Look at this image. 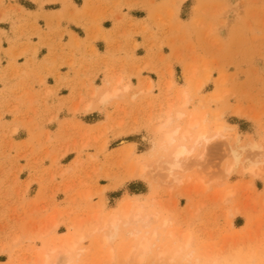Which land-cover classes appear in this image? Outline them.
Here are the masks:
<instances>
[{"label":"rangeland","instance_id":"374dc122","mask_svg":"<svg viewBox=\"0 0 264 264\" xmlns=\"http://www.w3.org/2000/svg\"><path fill=\"white\" fill-rule=\"evenodd\" d=\"M176 111L180 133L189 120L224 127L174 171L180 184L155 132ZM250 143L264 144V0H0V264H134L128 231L126 244L98 241L112 214L138 207L150 233L163 227L153 259L189 237L201 264H264Z\"/></svg>","mask_w":264,"mask_h":264},{"label":"clouds","instance_id":"9594fccd","mask_svg":"<svg viewBox=\"0 0 264 264\" xmlns=\"http://www.w3.org/2000/svg\"><path fill=\"white\" fill-rule=\"evenodd\" d=\"M127 87H132L130 79ZM133 100H135V97H133ZM203 123L206 124L207 120L205 119ZM172 128L173 125L170 122H165L160 126L159 132L163 134V137L160 140V151L164 156L171 153L172 158L177 162L175 167L180 171H183V166L179 162L201 154L203 146L211 139L205 131H198L200 128V122L190 125L182 135L180 134L179 129L172 130ZM235 139L238 140V136ZM249 147L253 151L264 152V144L254 143ZM239 165V158L235 153H233V159L225 168L226 176L230 177L234 172H236ZM262 170H264V160L258 159L249 163V166L245 169L244 174L257 176ZM173 179H175L177 184H180L183 178L182 176H174ZM232 195H234V193L229 191L226 192L225 197L228 198ZM150 230V224L142 223L141 225H138L136 231L131 233L133 245L131 247L130 254L135 255L138 264H147L148 258L152 255L153 244L149 238ZM113 240L126 243L123 238L118 236L108 238V242ZM44 264H47V258L45 259ZM169 264H201V262L195 251L191 249V245H187L185 248L177 249L173 253L169 260ZM213 264H216V262H213ZM243 264H260V261L250 257L248 260L244 261Z\"/></svg>","mask_w":264,"mask_h":264},{"label":"bare ground","instance_id":"6f19581e","mask_svg":"<svg viewBox=\"0 0 264 264\" xmlns=\"http://www.w3.org/2000/svg\"><path fill=\"white\" fill-rule=\"evenodd\" d=\"M115 85V84H114ZM118 87V86H117ZM116 86H111V87H108V88H106L104 91H103V93L101 94V96H100V101H104L105 99H107L108 100V98H111V97H113L117 92H118V88H117ZM148 90V89H147ZM102 91V90H101ZM121 91V90H120ZM181 102V101H180ZM173 106V105H172ZM173 112V111H172ZM177 112V111H176ZM170 113V112H169ZM183 115V113L182 112H177L176 113V115H174L173 114V116L172 115H170V114H168L167 113V115L166 116H164V118L157 124V126L155 127V132H158V134H159V139L161 140L162 139V137H163V134L162 133H160L159 132V129H160V126L162 125V124H164L165 122H170L171 124L173 123L174 124V122H175V120L176 119H178V118H180L181 116ZM203 116V115H202ZM201 118V117H200ZM202 119V118H201ZM180 121V120H179ZM190 122L188 123V125H186V126H190V125H192L193 123H196L197 122V120H193V121H191V120H189ZM203 121V120H202ZM201 121V122H202ZM185 123V122H184ZM181 125V124H180ZM221 125V124H220ZM187 127V128H188ZM204 127V126H203ZM186 128V127H185ZM186 128V129H187ZM224 127L223 126H218V127H216V131H215V133L213 134V135H208V133H207V130L205 129V128H201V129H199L198 131H205L206 132V134L210 137V139L212 140L213 138H216L217 136H221V134H220V131L223 129ZM175 129H179V125L178 126H175V127H173L172 128V130H175ZM186 129H184L183 130V128L181 129V130H183L180 134L182 135L184 132H185V130ZM180 132V131H179ZM210 134V133H209ZM210 140V141H211ZM209 141V142H210ZM208 142V143H209ZM250 145H251V143H250ZM205 146H206V144L203 146V148H205ZM130 148V147H129ZM157 148V147H156ZM158 149H159V152H161L160 151V143H159V145H158ZM158 152V153H159ZM203 152V151H202ZM160 154V153H159ZM161 155V154H160ZM204 155H205V153H204ZM251 155H252V153H251ZM130 156V155H129ZM201 156H202V154L201 155H197L196 157L199 159V158H201ZM252 157L254 158L253 159V161H256V160H258V159H261V160H263L264 159V152H260V151H254L253 152V155H252ZM160 158L162 159L160 162H161V164H159V161H157V164H159L160 166H162V168L163 169H165L167 172V174L166 175H168V176H171L172 177V179H173V177L174 176H177L176 174H174V171H177V170H179V169H177L176 167H175V165H176V161L172 158V156H171V153H169L167 156H164V155H162V156H160ZM251 158V157H250ZM249 158V159H250ZM159 160V159H158ZM200 160V159H199ZM141 161V160H140ZM195 161V160H194ZM154 162V161H153ZM151 163V162H150ZM180 164H182V166H183V169L186 167V165H185V160H183V161H180L179 162ZM194 163V162H193ZM197 163V162H196ZM137 164V163H136ZM143 163H141L140 165H142ZM146 164V163H145ZM195 164V163H194ZM148 166H149V164H148ZM147 166V167H148ZM155 166V165H154ZM159 166V167H160ZM188 166V165H187ZM249 166V165H248ZM248 166L247 167H245L244 168V170L245 169H247L248 168ZM147 167H144L143 166V168H141V172L143 171V170H145L144 168H146L147 169ZM150 167H151V165H150ZM152 168V167H151ZM137 169V168H136ZM139 169V168H138ZM150 169V168H149ZM157 169V168H156ZM131 170V169H130ZM130 170H129V172H130ZM151 170V169H150ZM152 170H155V169H152ZM158 170V169H157ZM160 170H161V167H160ZM136 171V170H135ZM136 173H137V171H136ZM142 174V173H141ZM140 174V175H141ZM165 174V173H164ZM129 175V174H128ZM127 175V176H128ZM143 175V174H142ZM139 176V175H138ZM129 177V176H128ZM131 177V176H130ZM166 177V176H165ZM173 180H175V179H173ZM172 181V180H171ZM170 181V182H171ZM226 200H227V198L225 197V195H224V197L222 198V202H226ZM130 201V200H129ZM127 203H130V202H127ZM127 203L125 204V203H123V205H124V207H126L127 206ZM121 205V204H120ZM133 206V205H132ZM120 207V206H119ZM131 208V207H130ZM119 209H121V208H119ZM123 209V208H122ZM126 209V208H125ZM141 209H143V208H140V207H138V208H136V209H134V211L133 212H127L128 214H125V212H124V210H123V212H122V214H120V215H123V217L122 216H119V214H118V212H115L116 214L115 215H113L112 214V216L110 217V220L109 221H105V223L107 224V230L106 231H104L105 233H103V235L101 236V239L98 241V245L99 246H105V245H108L109 243H111V242H108V238H111V237H115V236H117L118 234H119V232L120 231H122L121 229L123 228L125 231H128L130 234L131 233H133L134 231H136V229H137V227H138V225H141L142 223H149V217L148 216H146V215H143L142 214V211L143 210H141ZM128 210V209H127ZM116 211H118V209H116ZM114 213V212H113ZM124 213V214H123ZM111 213H109V215H110ZM109 218V217H108ZM165 223H167V220L166 219H164L163 220V225H165ZM159 227V226H158ZM105 228V227H104ZM98 229V228H97ZM134 229V230H133ZM162 229H163V227H162ZM161 229V226L158 228V229H156V228H154L153 230L154 231H152L151 233H149V238L151 239V241H152V244L154 245V242H155V240H159L160 239V237L163 235V231H160V230H162ZM95 233V232H94ZM173 233V232H172ZM171 233V234H172ZM174 234V233H173ZM124 235V234H123ZM188 236V235H187ZM81 237H83V236H81ZM189 237H187L186 239H185V241H184V243H183V241H182V245L181 246H178L177 247V249H180V248H185L187 245H189ZM125 240V239H124ZM184 240V239H183ZM133 241V240H132ZM76 244L77 243H72L69 247H68V249H65V250H68V252L67 253H71V251L73 250V249H75V247H76ZM126 244V243H125ZM133 244V243H132ZM128 245V244H127ZM110 246V245H109ZM131 247H132V245H128V247H127V251L125 252V254H124V258H125V260H133V263L134 264H138V261L136 260V258H135V255H132V254H130V250H131ZM122 248V247H121ZM125 248H126V246H125ZM176 249V250H177ZM114 249H113V247L111 248H109V258H112L113 256H114V251H113ZM169 250L170 249H160L159 250V252H157L156 253V256H155V258L153 259L152 258V256H151V260L149 261V260H147V262H148V264H169V260H170V258L172 257V255H173V253L176 251V250H174L173 252H172V254L169 256V257H167V259H166V255H167V253L169 252ZM119 251H121V250H119ZM117 252V251H116ZM152 252H153V250H152ZM69 253V254H70ZM123 254V253H122ZM122 254H119V255H122ZM69 259V258H68ZM67 259V260H68ZM71 259V258H70ZM120 259H122V258H120ZM113 260V259H112ZM67 262H69L70 264H74L73 263V260L71 259V260H69V261H67ZM48 264V263H47ZM52 264V263H51Z\"/></svg>","mask_w":264,"mask_h":264},{"label":"crops","instance_id":"0c3cea01","mask_svg":"<svg viewBox=\"0 0 264 264\" xmlns=\"http://www.w3.org/2000/svg\"><path fill=\"white\" fill-rule=\"evenodd\" d=\"M14 5L16 6V9H18L17 7L21 8L22 11L24 12H28V13H33L35 11V9H31V8H27L24 4L22 3H19L18 1H14ZM40 50V49H39ZM39 58V57H38ZM40 59V58H39ZM17 64H18V69H24L27 67V64H26V61H24L23 59H20L17 61ZM60 73L63 75L62 77H64L65 73H66V68H62L60 69ZM70 75V74H69ZM48 81V79H47ZM46 81V82H47ZM48 84V83H47ZM60 95V99L62 100H68V91H65V92H61L59 93Z\"/></svg>","mask_w":264,"mask_h":264}]
</instances>
